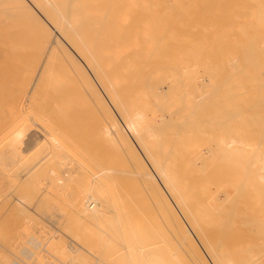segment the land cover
<instances>
[{"label":"rangeland","instance_id":"374dc122","mask_svg":"<svg viewBox=\"0 0 264 264\" xmlns=\"http://www.w3.org/2000/svg\"><path fill=\"white\" fill-rule=\"evenodd\" d=\"M211 1L212 0H208V1L207 0H186V1L159 0L158 2H156L158 3L156 5L155 3H152V5L154 4L152 8L155 10H153L149 6H146L147 10L149 7V10L147 12L145 7L142 6L146 10L145 12L144 9H141L142 7L140 8L138 6L137 8L138 10L137 9H135L134 11L130 10V13H126L122 17L121 15L119 16V14H117V16L115 15L114 19L112 17L110 20L111 21L110 26L112 25L113 27L110 28L113 31V32L111 31L110 34H112L115 38L112 41V45L110 41V47L112 46L110 50L111 51L113 50V52L116 51L119 54L118 51L119 49L120 52H122L121 54H119V56L122 57L129 55L128 59L124 57L127 60H129V57H133V60H129V61H126L123 58L126 63L124 65L139 68L138 69L139 71L143 69L145 74L144 73L142 74L146 76H153L154 84L155 82L160 83L161 82L160 79L163 78L165 75H168V77L173 76V74L182 75V81H179V79L177 80V82L175 81V84L178 83L180 84H178L177 86L175 85L176 86L175 88L174 85L172 84L174 91L177 87H178L177 89H181L180 90L181 92L176 90V93L180 92L178 94L181 96L175 95L174 92L173 94L171 91L173 89L172 87H170L168 92L164 93L165 95L162 96L161 100L157 101L158 105L156 104V102L153 103L152 101L153 106L154 104L157 105V106L155 105L154 108L155 111L156 110L158 111L157 114H159L161 110V106L163 104H166V101H169V98L171 96L174 97L175 95V97L177 96V98L181 100L178 101V99H175L176 102H174L173 104L175 105L177 104L179 106L178 103L180 102V106L178 107L176 105L173 107L176 108L174 109V113L176 112L175 114H181V116L185 115L186 113L188 114V116L186 114L185 117L184 116L180 117V115L178 117L176 115H173L174 113L172 114L173 116L172 118L175 122L174 124L173 123H169V124L175 125V127L174 126L173 128L168 127L172 129L171 131L169 129L170 132L167 131L166 136L167 135L168 136L173 135V136L172 137L169 136V139L165 141H167L166 144L168 146V150H170L171 153L173 154L177 152L179 153L175 154L178 156V158L177 156L175 157L169 156L171 157V159H169L166 156L167 158L166 161H167V165L171 163L170 166L173 167L174 165V167L176 168L177 165L182 162L181 161L178 163V161L176 160L177 159L184 160L187 154H190L189 156L192 155L191 157L188 156L190 159L192 157H194L195 159L196 156L198 155L196 159L198 161L192 158L193 161H195V163H192L195 166L194 167L195 169H193L191 173L190 170H192L193 166L191 162L189 163V161H192V159L190 160L186 156L187 159L185 160V162L188 160L187 163L183 161V164H181L182 166L179 164L178 165L179 170H177L178 168L174 169V171H178V173L177 172L175 173L173 171V177L186 178V176L190 171L191 173L190 176H192L190 180L195 181L197 183L198 181L201 182L198 183L199 185L202 184V181L205 180L208 181L203 183L211 186L213 189H214L213 185L218 187L220 184L221 188L222 186L225 187L224 185H226V187L229 186L228 188L235 192V194L233 193L235 196L241 193L239 192L240 190L243 193H245L244 195L241 193L243 195V196L241 195V199L244 198L245 196H249V198L252 199V194L254 196L255 193L256 194L255 196L258 195L257 196L258 201L256 199L255 201H253L254 199L250 200L248 197H246L242 199L243 201L245 200L246 202H242V200L241 201L239 200L240 195L237 197L238 200L234 198L235 199L234 201V199H232L234 196L233 194H231L229 199L224 200L225 203L223 201L222 205H220V207L222 206L221 208L225 209V211L227 207L228 208L227 211L229 210V212L227 213L222 212L223 209H221L220 207L219 208L221 210V214L231 213L230 215L233 218L237 217L238 219L240 217V213H242L244 218L246 217L245 219H248L249 216H250L249 219H252L254 216L256 217L257 215L258 218L260 216L259 219L257 218V221L259 220L260 222L262 221L264 222V217H263L264 196H261L262 194L264 195V192L262 193V191H264V188L263 186L259 185L256 182L257 180H255V176H257V178H260L261 176H262L261 178L264 177V164H263L264 160L260 162L261 157H259L261 156L259 155L260 152L262 153L263 151L264 153V148L262 149V147H264V142H263L264 141L263 140L264 138V21L262 20L264 19H261L262 17L264 18V16L262 17L260 16V14L263 15L264 13L263 11L264 0H249L252 1V3H248L249 7L247 6L246 3L248 2V0H242V1L225 0V2L223 0L217 2L216 0L215 3H214L215 0L212 1L213 3ZM222 1L224 3H221ZM256 1L257 3L255 5ZM209 2L211 3L207 5V3ZM258 2L261 4H259ZM219 3H221L220 4L221 6L219 5ZM243 3H245L246 6ZM205 4L208 7H210L209 9H211L212 6H214L213 10H209L207 6L205 7ZM223 4H226L227 7L226 5ZM234 4L240 6L236 7V5ZM241 5H244V7ZM228 6L232 8V11L231 8H229ZM246 7H248V9L251 7V9L249 10L246 9L247 10L246 12L245 10ZM110 8H114V7L110 6ZM131 8L134 9V7ZM119 9L117 8V10ZM140 9L144 11V12L141 11L142 14L144 13L143 15L145 14L147 15L142 16V14H140ZM226 9H228V11H226ZM259 9L260 11L258 12ZM169 10L170 12L172 11V13H170ZM238 10L243 12H239ZM150 11H152L153 13L156 12L155 13L156 18L155 15L152 14ZM137 12L139 14H137ZM206 12L208 13V15ZM244 12H246V14H244V16L242 17L241 14ZM162 13L166 15L164 16L162 15ZM176 13H178L177 17H176ZM210 14L212 17H209ZM139 15H141L142 17ZM133 16L138 18V23L135 24L132 22L128 23L133 19L134 20L137 19ZM255 16L258 18H256ZM140 17L142 18L141 21H140ZM219 19L221 23L219 22ZM17 20H12V22L9 21L10 23L9 22L5 23L6 25L10 24L7 27L5 26L6 28L5 32H8L9 30L12 31L13 33L15 32L14 33L15 34L14 37H16L15 44L19 45L20 50L22 52H20V54L15 56L16 58L11 57L9 60L5 62L2 61L0 57V64H3L0 65V255H3L6 258V259L4 258L5 262L4 261L2 262L0 260L1 261L0 264H76V263L106 264L105 262L106 257L109 254L111 256L117 253L116 257H118L119 255L124 253L127 255V257H129L130 243L128 241L127 243H125L124 237L122 235L118 234L116 236L115 235L111 236L109 241L110 242L109 246L106 248L108 250H104L102 243L96 244V246H94L93 243L95 241L91 242L88 241V238L83 237L84 236L83 231L81 232L83 236H81V234L79 233L82 230V226L80 225L85 223V221L83 220V216L82 217H78V216L79 214L80 216L84 215V212H80L77 214L74 211L73 203L77 197H81L82 200H86L87 197L89 196H93L97 200H99L101 196H107V198L109 199L111 197L115 206L113 207V209L117 212L123 213L126 216L127 223H129V226L133 228V233L136 238L134 242L135 245L137 246L149 245L150 254L158 255L166 252L170 254L171 252H173V254L176 256V260L174 261V264H192L191 255L189 251V242L187 239L183 238L180 234H178L177 230L179 228L177 229V226L175 225V221L173 224L172 221L173 219L170 216L169 218H171L172 220L171 219L165 220V218L168 219L166 215L167 214L171 215V213L169 209H168L169 212L166 211L167 210L166 205L165 207L161 208V204L163 203L162 206H164V202L162 197L158 193H155V191L152 189L153 183L151 185L150 182L144 179L142 180H144L145 182L144 181L142 182V180H140L141 181L140 182L138 181V179H136L137 181L135 179H126L127 172L125 165L127 163L126 162L127 157L125 156L127 155L122 154L124 153L123 149L122 152H119L120 148L119 150L117 149L121 145V142L118 141L119 138H115V139L114 137L111 138V136L106 133V129L109 126L108 122L110 123V117L107 115H102L101 113H97V111L90 113L87 111V107L89 106L90 103H92L93 100L91 98L88 99L89 96L87 95L88 93L86 94V91H84L83 93L81 89L80 91L78 90L79 88H81L80 86L78 87L77 85L80 83V79H77V77L80 78L79 76L80 66L78 67V64L74 61H70V62L68 61L69 58L66 56V52H65L66 49L65 50L63 49L65 48L64 44L62 46L63 48L60 47L54 50L55 52L51 54V62H50L51 64L44 72L42 81L36 87L33 96L31 98V103L29 102L30 104L27 103V105H24L23 100L25 101L24 97L26 96L25 94L29 87L28 84L30 78L32 77L31 71L29 69L30 67L29 65L34 63L35 62L34 59L39 57V53L34 48L35 41L33 40L31 43V40L37 37L39 28L38 26H35L37 29H34L35 27L33 23L30 22L29 20L25 19L24 21L23 19L24 22L21 19H17ZM134 20L133 22H137ZM154 21L156 26L154 24ZM147 23H149V26ZM167 23L168 26H166ZM175 24L178 27L175 26ZM124 27L127 28L126 30L129 29V31H127L128 33H126V30L124 34L122 33L124 32L123 31ZM159 27H161L162 29ZM148 28L149 31H147ZM156 29L160 31L158 32ZM151 30L153 33L151 32ZM162 30L164 31L162 32ZM154 31L158 32L157 34L161 32L159 34L160 36L157 35V38H159L160 40L161 38L163 39L161 40L162 45L160 44V40L156 41V43L158 42V44L154 43V40L155 39L157 40ZM130 32L131 34H129ZM137 32L138 34L140 33L142 38L141 36H139L140 39H138L136 34ZM53 34L56 35V32L54 31ZM161 34L165 36H162ZM148 36L150 37L153 36L155 38L152 41V39L149 38ZM141 39L144 41V43L142 42ZM141 42L143 43V45ZM146 43L148 45L151 44L150 47L148 45H145ZM138 45L140 47H138ZM159 45L161 46L159 47L158 50L157 46ZM247 47L248 48L251 47L254 50H252L251 48L246 50ZM135 48L136 50L139 49L140 50L144 49V50L136 51ZM132 49H134V51H131ZM0 51L2 53V50ZM27 51L29 53L31 52L32 55L27 53ZM22 53H24L28 57H26ZM1 55L2 54H0V56ZM21 55H24L25 58L23 57L24 58L23 59ZM56 55H59V57L57 56L58 59ZM253 57L255 58L253 60L254 62L251 61ZM29 58L30 60L27 61ZM255 62L257 63V66ZM60 63L63 66H60ZM143 66H145V68ZM26 67L28 68L26 69ZM16 73H18V75L20 73V75L18 76ZM12 74L15 77H11ZM184 74L188 78L185 77L183 78ZM253 75H256L254 77L255 80H253ZM235 77L237 79H235ZM239 77L240 80L238 79ZM232 78H234L235 80L234 79L232 80ZM250 79L254 82H252ZM234 81L236 82L238 81L240 83V87L238 86L239 85L238 83H236L238 85L235 84L236 86L232 84L234 83ZM228 82L229 83L232 82L231 87H229L230 85H228L229 84ZM182 85L188 87L187 89L190 88L188 90L189 93L191 92L189 95H194V96H189V97L190 100L192 99L193 103L199 99L196 104L195 103L193 104L192 102L189 103L190 101L188 102L187 106H185V104H182L185 101L182 94L183 92ZM234 86L237 88H235ZM77 87L78 89L76 91ZM233 87L239 93H237L234 90L235 91L234 94V91H232ZM45 94H47V96ZM56 95L57 97L59 95V97L57 98ZM54 97H56V99H54ZM202 101L205 102L203 103ZM159 102H163V104ZM159 104L162 105L159 106ZM201 105L204 106L201 107ZM29 107L31 110H29ZM185 107L187 109L189 107L192 110L190 109L187 110ZM198 108L200 109L197 110ZM22 109L24 110V113ZM49 109L50 110L53 109V110L50 111ZM26 111H28L27 114ZM187 111L190 113H188ZM44 113L47 118L44 116ZM48 113L51 114L47 116ZM42 114L43 116H41ZM190 114L191 115L193 114L192 116L194 117H192ZM49 116H51V118ZM224 116L227 117V119ZM187 117L189 118L187 119ZM208 117L211 119L213 118V121L211 119L209 120ZM228 117L230 118V122L228 120ZM30 118L34 119L35 121L34 123L36 124V125L34 124L35 127L32 126V123L30 122L32 119L30 120ZM49 118L51 121L49 120ZM176 118L177 121L175 120ZM178 118H181L180 121L178 120ZM192 118H193V122L196 121V119L194 120V118H201V120H203V121L200 120V122H198L197 125L198 128L196 127V124L194 126V123L188 122L190 121V119L192 121ZM207 119L208 121H206ZM224 119H226L228 123ZM223 120L225 121V123L224 125L220 123L222 125L221 127V125H218L219 124L218 122H222ZM197 121H199V119H197ZM214 122H216V125L214 124ZM185 123L187 124L185 125ZM189 123L194 128L192 127L188 129V127H190ZM203 123H204V127L202 125ZM205 123L210 125V126L208 125L210 129L208 128L207 125H206L207 126L206 130L200 128V126H202L205 129ZM27 124H29V127L27 126ZM179 124H183V126ZM213 124L214 127L211 130L212 127L211 125ZM121 125L124 129L123 131L127 135H129L130 133L129 130L123 124ZM217 125L218 127L216 129ZM184 126H188V127H184ZM228 127L229 128L231 127L230 128L231 130H233L232 127H234L235 132L229 130ZM23 128L28 130L25 131ZM185 128L191 135L188 134ZM199 128L201 132H199L198 130ZM237 128L240 129L238 130ZM31 129L38 130L42 134L41 137L42 140L39 139V142L36 144V146L32 148L31 147L28 148L26 144V140L28 138L27 134H29V131ZM183 129L185 130V132ZM194 129L196 131V134H200V133L205 134L207 132L208 134L206 133L207 135L205 134L204 136L207 140L205 141L203 140L204 137L202 136V134L199 136L197 135V138L195 140ZM207 129L210 131L208 132ZM173 130L175 131L173 132ZM225 130L227 131L226 133ZM20 131H23L26 136L23 134V136H21L20 138L21 135L19 133ZM17 132L19 133V137H17L16 135ZM228 132H230L229 133L230 135L228 134ZM238 132L239 135L241 134L242 135L237 136ZM211 134H213L214 137L211 136ZM221 134L222 136L226 134V137L225 136L223 137V139L225 140H222ZM208 135L209 138L211 136L210 141H212V139L215 138V140L213 141L216 142L212 144V147L214 146L216 148L220 146V148H216L215 152H214L215 148L213 147L214 149L213 148L211 149L210 147L211 146L210 144L213 141L211 143L209 142ZM190 136H192L193 138ZM219 136H221L220 139H218ZM180 137H182L184 141L185 138L187 137L186 139V141H188L187 144L189 143V141H190L189 144L192 145L195 142L196 145L195 144L193 146L191 145L192 147L195 146L194 148H192L189 144L188 145L186 144L187 151L189 148L190 150L192 149L191 151H189L191 153L189 152L187 153L186 148L184 151V146H182V144L185 145L186 141L182 143L183 142L182 138L181 141H179ZM188 138L190 140H188ZM226 139L227 141L235 139L234 141L236 143L235 149L233 146L235 144L234 142L228 147L225 146L227 142ZM170 140H172L173 143ZM239 140L243 142L242 144L244 147L242 146L241 142H239ZM198 141H200L201 143L200 142L197 143ZM237 142H239L240 147L238 146ZM208 143L210 144L208 145ZM216 143L217 144L219 143L220 145L217 146ZM249 143H250L249 146L251 147L248 146ZM223 146L225 147V149ZM182 147H183V152H182ZM245 147L248 152L247 154L252 153L251 151L249 152V149L250 150L253 149L252 151L254 153L252 154H255V151L257 150L258 147H260V149L258 148L259 150L256 152L255 155L252 156L247 155L249 159H247V157L245 156L244 159L243 153L240 152V154L242 155H239L238 152L242 151L241 150L242 148L244 150ZM236 148H238L237 153L235 151ZM174 149L177 152L174 151ZM179 149L181 151H179ZM218 149H220V152ZM231 149H234L231 151V153L232 154L235 153V155L231 154L232 156H234V157L231 156L232 160L234 161L232 164L234 165V163H237L234 165L237 166L239 163V167H240L239 169L245 173L243 174V172H241L242 175H240V177H238L239 173H237L236 172L237 170H235L236 167L234 166L231 167L229 164L232 162L230 161L229 158L230 155L228 154L229 156L226 157V154L230 152ZM216 152L217 153L219 152L221 159H219L220 157ZM224 152L226 153L225 155ZM202 153L205 154L206 156H204ZM66 155L69 156L67 160L66 158H64V156L67 157ZM263 155L264 154H262V157ZM175 158H176L175 160L176 162L175 161L174 162L178 163L176 164V166L175 163L174 164L172 163ZM227 158H228V162L226 160ZM203 159H207L206 160L207 162H209V160L212 159L211 163L216 164V167L218 162L222 163L223 161L225 164L227 163V165L231 167V171L234 167L233 173L235 172L236 173L234 175H231V177H229V180L225 181L228 175L227 172L230 171L228 170V168L230 169V167L226 165L228 167L227 168L226 166H222L223 163L222 164L219 163L220 165H218V168H220L221 166L222 168L225 167L227 168V169L225 168V173L223 174L221 173V175L222 176L224 175L223 177H225V179H223V177L218 172L221 171V169L216 171L218 168L216 169V167H212L214 165L212 164L209 165L207 162L206 164H204L205 160ZM246 159L249 160L248 163L246 162L247 161ZM171 160L172 162H169ZM72 161L73 162L75 161L77 165L79 164L81 166V169L80 171L75 172L72 175L73 177L71 175H68L69 177L67 175L65 176L64 173L65 166H68L70 163H71L70 165H74ZM186 164L188 165L190 164V165L187 166ZM204 165L205 167L206 166L207 167L206 169L203 170V168H205L203 167ZM208 165L210 166L209 169H208ZM246 165H248L247 167L248 168L250 167L251 170H252L251 166L253 167L257 166L256 167L257 171L260 174L258 172L256 173L254 172L255 175L252 174L253 171L251 173V170L249 171L246 168ZM196 168L201 173H198V171L195 172ZM214 168L216 169L215 172H214ZM256 168H254L253 170L256 171ZM187 169H189V171L186 172ZM243 169L247 170L246 171L248 175L247 178H245L246 172ZM205 170H207V172ZM179 171L180 172L184 171L185 174L183 172L181 173V175L184 174V176L183 175L180 176ZM209 172H211V174H213L214 176L216 174L217 179L215 180H220L218 178H222V181L221 182L218 181L220 182V183L217 182L218 184L212 183L214 181L213 178L214 176H211ZM216 172H218L219 174H217ZM194 173L196 175H192ZM199 174L205 176L201 178ZM94 176L97 179H95ZM155 177L156 179L160 178L157 175H155ZM250 177H252L254 180L251 181L252 178ZM212 178L213 181L211 182L210 179ZM242 178L246 179V182L243 181ZM233 181H237V184L238 182L239 184L237 185L236 182L233 183ZM228 182L235 184L236 187L235 186L232 187L233 185L229 184ZM242 182H243V186L244 184H246L245 185L246 187L245 186L242 187L245 189L247 188L246 189L247 193L244 192L243 188L241 187ZM230 185L233 189L230 187ZM255 185L256 188L260 186L263 190L259 189L260 187L256 189ZM158 186H161L159 182H158ZM235 188L237 190L239 189V191L237 192ZM250 190L251 193H248L250 192ZM158 195L159 198H161L162 200L158 198ZM260 197L262 198L261 199L262 201H259ZM248 199L250 201H248ZM233 201L235 204H238V206L234 204L235 207L229 209V205L231 207L233 205ZM159 203L161 204L159 205ZM97 207L98 205L96 204L91 211L96 210ZM159 208L166 209L165 212L162 210L164 212L163 214L164 215L166 214L165 216L162 214V211ZM236 208H238V210ZM235 210H237V212L240 210L241 211L240 213L238 212L237 215L235 216L236 214ZM231 211L232 212L234 211L235 214L232 213ZM253 214L256 215L253 216ZM162 215L163 217H161ZM180 219L184 227L186 228L187 226L189 231L190 228L187 224H185V220L182 219V217ZM237 219H235L236 225L240 227V224H238L239 220ZM260 219H262V221ZM80 221L83 223H80ZM70 225L72 227H70ZM71 228H74L75 230L78 229L77 231L79 230L80 231L79 232L75 230L72 231ZM91 228L93 230H96L94 225H92ZM189 232L190 235L192 236L193 233L191 234V230ZM257 233L258 232L254 230L250 234L256 237L254 238L251 236L252 238H254L256 241L258 240L257 242L261 243L262 241H264L263 240L264 236H259L261 239H259V237L257 238V236L264 233V231L259 232L260 234L258 235ZM192 237L195 240L194 235ZM252 238H250V241L252 243L253 242L255 243L256 241L252 240ZM106 240H108V238H106ZM260 243H255V245H259ZM82 254L85 257L86 262L85 261L82 262L78 260V258H80ZM146 255L149 256V253H147Z\"/></svg>","mask_w":264,"mask_h":264},{"label":"bare ground","instance_id":"6f19581e","mask_svg":"<svg viewBox=\"0 0 264 264\" xmlns=\"http://www.w3.org/2000/svg\"><path fill=\"white\" fill-rule=\"evenodd\" d=\"M159 0H0V50H2V53L0 51V54H2L0 57H1V60L2 61H7L9 60L11 57L13 58H16L15 56H17L18 54H20V52H22L20 50V47L18 44H15V32L13 33L12 31H8V32H5L6 28L5 26L7 27L8 25H6L5 23L11 21L12 20H17V19H21L23 21L26 20H29L30 22L33 23L34 27L35 26H38V35L36 38H33L31 40V43L32 41L34 40L35 43H34V48L36 49V51L39 53V57L34 59V63L30 64L28 67L31 71V74H32V77L30 78V81H29V87L27 89V92H26V96L24 97L25 98V101L23 100V103L24 105H27V103H31V98L33 96V93L36 89V87L39 85V83L42 81L43 79V74L44 72L46 71V69L50 66V62H51V54L53 52H55L54 50L60 48L63 46V44L65 45V48H63L64 50L66 49V56L69 58V62L70 61H74L78 64V67L80 66V73H79V76L80 78L77 77V79H80V85H78V87L80 86L81 88L78 89V87L76 88V91L77 89L84 93V91H86V94L89 96V98H91L93 101L92 103L89 104V106L87 107V111L90 113V112H94V111H97V113H101L102 115H107L110 117V123L108 122L109 126L108 128L106 129V133L108 135L115 138H119L118 141L121 142V145L120 147H116L119 152H122V149H123V152L122 154H126L127 156V160H126V172H127V178L126 179H138V181L144 179L148 182L153 183V187L152 189L155 191V193H158L162 199H163V202H164V206L163 203H159V205L161 204V208L165 207V205L167 206V210L166 209H161L159 208L161 211L163 210L165 212L170 211L171 215H166L168 217V219L165 218V220H170L171 219L173 221V224H174V221H175V225L177 226V231H178V234H180L183 238L187 239L188 242H189V251H190V255H191V261H192V264H264V241H262L261 243L260 242H257L254 238V236H252V233L254 230H256L258 234H260L259 232H263L264 231V222L262 221V219H260L262 222H260L259 220L257 221V218L258 216L256 214H253L256 215V217L254 216L252 219H245L243 214L240 213V211H238L240 213V217L238 215V219L237 217H232L229 213V214H221V210L220 208V205H222L223 201L224 200H227L229 199V197L231 196V194H235L234 191H232L231 189H229L226 185H224L225 187L222 186V188L220 187V184L218 187H216L215 185L214 186V189L203 183V182H206L208 180H205V181H202V184H198V183H201L198 181L195 182V181H191L190 178L192 176L191 173L193 171V169H195L194 165L192 163H195V161H193L194 157H192V161H189V163L191 162L193 168L190 173L189 169L186 170L189 171L188 173V177L186 176V178L182 177V178H174L173 177V171L176 167H171V163L167 165V161H166V156L171 159V157H175L177 155V152L175 149L174 151H176L177 153L173 154L171 153L170 150H168V146L166 144L167 139H169V136H173V135H167V131H171V129L173 128V126L175 127V125H170L169 123H173L174 124V120H173V116L172 114L174 113V109L176 108H173L174 106H176L175 104H173L175 101V99H179L177 98V96L175 97V95H178V96H181L179 95L178 93H180L181 89H175L174 91V88L180 84H175V81L177 82V80L179 79V81H182V75H175L173 74V76H169L168 75H165L167 77H164L161 78V82L160 83H156L154 84V80H153V76H146L144 75V70L141 69L140 71L138 70L139 68H136V67H131V66H126L124 64L125 61L124 59L127 58L128 59V56H119V54H121L122 52H120V50L118 49L119 51V54L113 50L111 51L110 48V41H111V45H112V41L115 39L114 36L111 33L112 29H110L112 27V25L110 26V20L111 18L115 17V15L117 16V14H119V16L121 15V17L123 15H125L126 13H130V10H135L138 8V6L141 8L142 6L145 7L146 9V6H149V7H153L154 4L152 5V3H156L158 2ZM181 1V0H180ZM186 1V0H185ZM208 1V0H207ZM213 1V0H212ZM211 1V2H212ZM220 1V0H217V2ZM225 2V0H223ZM221 2V3H224V2ZM228 1V0H227ZM231 1V0H230ZM242 1V0H241ZM151 2V3H150ZM177 2V1H175ZM211 2L207 3L210 4ZM216 2V0L214 1V3ZM188 3V2H187ZM213 3V2H212ZM219 3V5L221 4ZM247 3V6H248V3H252V1H249L246 2ZM257 1L255 2V5H256ZM259 3V2H258ZM263 3V2H262ZM115 4H118V5H115ZM176 4V3H175ZM180 4V3H179ZM185 4V3H184ZM239 4V2H238ZM245 4V3H243ZM254 4V2H253ZM261 4V3H259ZM115 5V6H114ZM151 5V6H150ZM168 5V4H167ZM205 4V7L207 6ZM212 5V4H211ZM223 5H226V4H223ZM233 5V4H232ZM236 5V4H234ZM264 5V4H263ZM111 7H114V8H110ZM218 6V5H217ZM221 6V5H220ZM240 6V5H239ZM236 5V7H239ZM244 7V5H241ZM246 6V4H245ZM254 6V5H253ZM252 6V7H253ZM262 6V5H261ZM131 7H134L131 8ZM136 7V8H135ZM149 7H148V10H149ZM185 7V6H184ZM202 7V5H201ZM225 7V6H224ZM227 7V5H226ZM225 7V8H226ZM229 7V6H228ZM235 7V8H236ZM249 7V6H248ZM248 7L245 8L248 9ZM259 7V6H258ZM117 8L119 10H117ZM150 8V9H151ZM207 8L209 9L210 7L207 6ZM214 6H212L211 9L209 10H213ZM218 8V7H217ZM231 8V7H229ZM116 9V10H115ZM128 11H127V10ZM141 9H144L143 7ZM140 9V14L141 11L142 12H146V10L144 9L141 10ZM153 9V8H152ZM165 9V8H164ZM169 9V8H168ZM178 9V8H177ZM184 9V8H183ZM200 9V8H199ZM202 9V8H201ZM251 9V7L249 8ZM248 9V10H249ZM261 9V8H260ZM260 9L258 10V12L260 11ZM263 9V8H262ZM138 10V9H137ZM147 10V12H148ZM155 10V9H153ZM198 10V9H197ZM240 10H241V7H240ZM244 10V11H245ZM202 11V10H201ZM208 11V10H206ZM226 11H228V9H226ZM225 11V12H226ZM231 11H232V8H231ZM235 11V10H233ZM239 11V10H238ZM237 11V12H238ZM262 11V10H261ZM264 11V9H263ZM139 12V11H138ZM137 12V14H139ZM152 14L155 15V18H156V12L153 13L152 11H150ZM170 12V10H169ZM196 12V11H195ZM200 12V11H198ZM236 12V13H237ZM239 12H243V11H239ZM247 12V10H246ZM246 12L242 13V17L244 16V14H246ZM249 12V11H248ZM257 12V13H258ZM172 13V11L170 12ZM207 13V12H206ZM211 13V12H209ZM229 13H230V10H229ZM235 13V12H234ZM136 14V13H135ZM144 14V13H143ZM142 16H145L143 15ZM150 14V13H149ZM159 14V13H158ZM177 14L176 13V17H177ZM249 14V13H248ZM161 15V14H160ZM162 15H166V14H163ZM200 15V14H199ZM208 15V13H207ZM219 15V14H218ZM223 15V14H222ZM230 15V14H229ZM251 15V14H250ZM259 15V14H258ZM141 16V15H139ZM138 16V17H139ZM141 16V17H142ZM159 16V15H158ZM168 16V15H167ZM260 16H264V13L263 15L260 14ZM135 17V16H133ZM132 17V19H133ZM140 17V21L142 20V18ZM172 17V16H170ZM209 17H212L211 14ZM240 17V16H239ZM256 17V16H255ZM137 18V17H135ZM159 18V17H158ZM157 18V19H158ZM223 18V17H222ZM228 18V17H227ZM258 18V17H256ZM255 18V19H256ZM260 18V17H259ZM163 19V18H162ZM165 19V18H164ZM168 19V18H167ZM166 19V20H167ZM199 19V18H198ZM215 19V17H214ZM225 19V17H224ZM248 19V18H247ZM261 19H264L263 17ZM20 20V21H21ZM134 20V19H133ZM133 20L129 21L128 23L132 22V23H138V18L135 19L134 21H137V22H133ZM155 20V19H154ZM169 20V19H168ZM187 20V19H186ZM202 20V19H201ZM233 20V19H231ZM230 20V21H231ZM249 20V19H248ZM18 21V20H17ZM23 21V22H24ZM113 21V20H112ZM145 21H148V20H145ZM171 21V20H170ZM225 21V20H223ZM252 21V20H251ZM264 21V20H262ZM14 22V21H13ZM22 22V23H23ZM28 22V21H27ZM157 22V21H156ZM200 22V21H199ZM218 22V21H217ZM219 22L221 23L220 19H219ZM229 22V21H228ZM235 22V21H234ZM10 23V22H9ZM31 23V24H32ZM116 23V22H115ZM114 23V24H115ZM121 23V22H120ZM150 23V22H149ZM149 23L148 26H149ZM160 23V22H159ZM198 23V22H197ZM201 23V22H200ZM5 24V25H4ZM144 24V23H143ZM154 24H155V21H154ZM152 24V25H154ZM172 24V23H171ZM199 24V23H198ZM206 24V23H205ZM214 24V23H213ZM234 24V23H233ZM29 25V24H28ZM32 25V26H33ZM128 25V24H127ZM133 25V24H132ZM131 25V26H132ZM188 25V24H187ZM235 25V24H234ZM121 26V25H120ZM129 26V27H131ZM156 26V24H155ZM162 26V25H161ZM168 26V23L167 25ZM175 26H177L175 24ZM174 26V27H175ZM182 26V25H181ZM185 26V25H184ZM127 27V26H126ZM165 27V26H164ZM172 27V26H171ZM170 27V28H171ZM178 27V26H177ZM31 28V27H30ZM113 28V27H112ZM128 28V27H127ZM124 27V32H122L123 34L125 33V30L127 29ZM155 28V27H154ZM161 28V27H159ZM158 28V29H159ZM208 28V27H207ZM222 28V27H221ZM249 28V27H248ZM34 29H37L36 27ZM132 29V28H131ZM153 29V27H152ZM158 29H156L158 31ZM162 29V28H161ZM181 29V28H179ZM236 29V28H235ZM251 29V28H250ZM32 30V29H31ZM172 30V29H171ZM174 30V29H173ZM54 31L56 32V35L53 34ZM126 30V33H128ZM132 31V30H131ZM149 31V28L148 30ZM160 31V30H159ZM158 31V32H159ZM164 30H162L163 32ZM170 31V30H168ZM177 31V30H176ZM211 31V30H210ZM219 31V30H218ZM226 31V30H225ZM12 32V33H11ZM113 32V31H112ZM134 32V31H133ZM132 32V33H133ZM152 32V30H151ZM158 32H155V37L157 38V34ZM166 32V31H165ZM183 32V31H182ZM217 32V31H216ZM36 33V31H35ZM153 33V32H152ZM167 33V32H166ZM232 33V32H231ZM239 33V32H238ZM131 34V32L129 33ZM137 34V37L138 39L140 35V33L138 34V32L136 33ZM149 34V33H148ZM172 34V33H170ZM227 34V33H226ZM244 34V33H243ZM133 35V34H132ZM131 35V36H132ZM150 35V34H149ZM162 35V34H161ZM236 35V34H235ZM17 36V35H16ZM33 36V35H32ZM36 36V35H35ZM120 36V35H119ZM126 36V35H125ZM130 36V37H131ZM134 36V35H133ZM154 36V35H153ZM150 37L148 36L149 38L153 39L155 37ZM160 36V35H159ZM162 36H165V35H162ZM168 36V35H167ZM118 37V36H117ZM129 37V36H128ZM147 37V38H148ZM25 38V37H24ZM142 38V36H141ZM161 38V37H160ZM165 38V37H164ZM36 39V40H35ZM117 39V38H116ZM120 39V38H119ZM142 40V39H141ZM160 39L157 38V40L155 39L154 40V43H156V41H159ZM161 40H163L161 38ZM160 40V44L162 45V42ZM139 41V40H138ZM151 41V40H150ZM142 42L144 43V41L142 40ZM141 42V43H142ZM225 42V41H224ZM254 42V41H253ZM29 43V42H28ZM142 43V45H143ZM153 43V42H151ZM176 43V42H175ZM149 44V42H148ZM147 43L145 45H148ZM158 44V42L156 43ZM21 45V44H20ZM140 45V44H139ZM138 45V47H140ZM151 45V44H150ZM150 45H148L150 47ZM157 46L158 47V50H159V47L161 46ZM221 45V44H220ZM22 46V45H21ZM114 46V45H113ZM128 47V46H127ZM143 47V46H142ZM146 47V46H145ZM156 47V49H157ZM252 47V46H251ZM249 47V48H251ZM262 47V46H261ZM31 48V47H30ZM33 48V47H32ZM227 48V47H226ZM248 47L246 48L249 49ZM152 49V48H151ZM155 49V50H156ZM252 49V48H251ZM60 50V49H59ZM58 50V51H59ZM115 50V49H114ZM136 50V48H135ZM142 50V49H141ZM140 49L139 50H136V51H141ZM144 50V49H143ZM142 50V51H143ZM154 50V52H155ZM161 50V49H160ZM254 50V49H252ZM131 51H134V49H132ZM24 52V51H23ZM36 52V54H37ZM153 52V53H154ZM191 52V51H190ZM194 52V51H193ZM27 53H29L27 51ZM26 53V54H27ZM34 53V52H33ZM147 53V52H146ZM146 53H145V56H146ZM158 53V52H157ZM24 54V53H22ZM31 54V52L29 53ZM28 54V55H29ZM62 54V53H61ZM60 54V56H61ZM64 54V52H63ZM62 54V55H63ZM196 54V53H195ZM25 55V54H24ZM24 55H21L22 58L25 56ZM32 55V54H31ZM55 55V54H54ZM53 55V56H54ZM125 55V54H124ZM193 55V54H192ZM59 57V55H56V57ZM177 56V55H176ZM237 56V55H236ZM28 57V56H26ZM57 57V59H58ZM63 57V56H62ZM125 57V58H124ZM143 57V55H142ZM195 57V56H193ZM200 57V56H199ZM229 57V56H228ZM23 58V59H24ZM31 58V57H30ZM30 58L27 60L29 61ZM35 58V57H34ZM124 58V59H123ZM135 58V57H134ZM231 58V57H230ZM27 59V58H26ZM33 59V58H32ZM62 59V58H61ZM125 59L126 61H129V60H133V57H129V60ZM255 58L253 57V59L251 61H253ZM66 60V59H65ZM140 60V59H139ZM151 60V59H150ZM60 61V60H59ZM67 61V62H68ZM141 61V60H140ZM148 61V60H147ZM26 62V61H25ZM53 62V61H52ZM124 62V63H123ZM142 62V61H141ZM140 62V63H141ZM254 62V61H253ZM133 63V62H132ZM256 63V62H255ZM5 64V63H4ZM147 64V63H146ZM231 64V63H229ZM0 65H3V64H0ZM56 65V64H55ZM54 65V67H55ZM149 65V64H148ZM205 65V64H204ZM23 66V64H22ZM52 66V65H51ZM60 66H63L61 65L60 63ZM221 66V65H220ZM256 66H257V63H256ZM255 66V67H256ZM26 67V69L28 68ZM71 67V66H70ZM145 68V66H143ZM21 68V67H19ZM24 68V67H23ZM18 69V68H17ZM76 69V68H75ZM2 70V69H1ZM14 70V69H13ZM63 70V68H62ZM143 70V71H142ZM186 70V69H185ZM202 70V69H201ZM11 71V70H10ZM23 71V70H22ZM74 71V70H73ZM142 71V72H141ZM202 72V71H201ZM3 73V72H2ZM5 73V72H4ZM24 73V72H22ZM63 73V72H62ZM144 73V74H142ZM172 73V72H171ZM187 73V72H186ZM198 73V72H197ZM255 73V71H254ZM14 74V73H13ZM12 74L11 77H15L14 75ZM18 75V73H16ZM256 74H257V71H256ZM20 75V73H19ZM18 75V76H19ZM76 75V74H75ZM190 75V74H189ZM193 75V74H192ZM17 76V77H18ZM77 76V75H76ZM238 76V74H237ZM256 75H253V80L254 77ZM188 78L185 76H183V78ZM8 78V77H7ZM73 78V77H72ZM71 78V79H72ZM75 78V77H74ZM169 78V79H168ZM213 78V77H212ZM250 78V77H249ZM259 78V77H258ZM11 79V78H10ZM70 79V80H71ZM169 81H168V80ZM190 79V77H189ZM231 79V78H230ZM234 78H232L233 80ZM235 79H237L235 77ZM234 79V80H235ZM240 80V77L238 78ZM167 80V81H166ZM231 80V81H232ZM251 80V79H250ZM257 80V79H256ZM48 81V80H47ZM172 81V82H171ZM174 81V82H173ZM252 81V80H251ZM52 82V81H51ZM76 82V81H75ZM241 82V81H240ZM254 82V81H252ZM73 83V82H72ZM229 83V82H228ZM231 83L230 82L228 85H230L229 87H231ZM238 83V84H236ZM245 83V81H244ZM48 84V83H47ZM172 84L174 85V88L172 87ZM232 84H236L240 87V83L237 81H234V83ZM243 84V83H242ZM73 85V84H71ZM76 85V86H77ZM176 85V86H175ZM235 85V86H236ZM42 86V85H41ZM75 86V87H76ZM183 86V98H184V103L182 104H185V106H187L188 102L191 103L192 102V99L190 100V97L189 96H194V95H189V89H187L188 87H185V85H182ZM234 86V87H235ZM243 86V85H241ZM170 87H172L173 90L172 93L174 92L175 95L174 97L171 96L169 98V101H166V104H163V102H159V103H162L161 105L159 104V106H161V110H160V113H158V111L156 110L155 111V108L154 106L158 103L157 101H160L162 96H164L165 92H168V90L170 89ZM228 87V88H229ZM233 87V90L232 91H236V89H234ZM252 87V86H251ZM237 88V87H235ZM64 89V88H63ZM67 89V88H66ZM65 89V90H66ZM69 89V88H68ZM232 89V88H231ZM230 89V90H231ZM242 89V87H241ZM70 90V89H69ZM176 90L177 91H180V92H177L176 93ZM72 91V90H71ZM170 91V92H171ZM235 91H234V94H235ZM239 91V90H238ZM68 92V91H67ZM66 92V93H67ZM237 92V91H236ZM36 93V92H35ZM38 93V91H37ZM58 93V91H57ZM62 93V92H61ZM65 93V94H66ZM173 93V94H174ZM233 93V92H232ZM239 93V92H237ZM49 94V93H48ZM74 94V93H73ZM171 94V93H170ZM193 94V93H192ZM47 96V94H45ZM50 95V94H49ZM168 95V94H167ZM172 95V94H171ZM61 96V95H60ZM64 96V95H63ZM68 96H69V93H68ZM36 97V96H35ZM57 97V95H56ZM56 97H54V99H56ZM59 97V95H58ZM57 97V98H58ZM168 97V96H167ZM64 98V97H63ZM48 99V98H47ZM51 99V97H50ZM53 99V97H52ZM165 99V98H164ZM198 99V98H197ZM205 99V98H204ZM49 100V99H48ZM167 100V99H166ZM196 100V99H195ZM199 100V99H198ZM197 100V101H198ZM206 100V99H205ZM46 101V99H45ZM156 102V104H154L153 106V103ZM197 101H195L194 103L196 104ZM26 102V104H25ZM33 102V101H32ZM63 102V101H62ZM203 102V101H202ZM205 102V101H204ZM203 102V103H204ZM29 103V104H30ZM55 103V102H54ZM193 103V102H192ZM193 103V104H194ZM201 103V102H200ZM28 104V106H29ZM47 104V103H46ZM179 106H180V102L178 103ZM199 104V103H198ZM207 104V103H206ZM33 105V104H32ZM43 105V104H42ZM45 105V104H44ZM156 105V106H157ZM200 105V104H199ZM46 106V105H45ZM49 106V105H48ZM76 106V105H75ZM82 106V104H81ZM178 106V105H177ZM178 106V107H179ZM195 106V105H194ZM204 106V105H201V107ZM41 107V105H40ZM44 107V106H43ZM57 107V106H56ZM197 107V106H196ZM195 107V108H196ZM23 108V107H22ZM75 108V107H74ZM159 108V107H158ZM157 108V109H158ZM173 108V109H172ZM186 108V107H185ZM194 108V109H195ZM204 108V107H203ZM26 109V108H25ZM79 109V108H78ZM187 109V108H186ZM188 109H190L188 107ZM187 109V110H188ZM193 109V110H194ZM200 108H198L197 110H199ZM29 110L30 107H29ZM50 110V109H49ZM53 110V109H51ZM50 110V111H51ZM77 110V108H76ZM185 110V109H184ZM192 110V109H190ZM195 110V111H197ZM206 110V109H205ZM23 113H24V110L22 109ZM176 111V110H175ZM207 111V110H206ZM28 111H26V114H27ZM188 112V111H187ZM194 112V111H193ZM52 113V112H51ZM50 113V114H51ZM88 113V114H89ZM176 113V112H175ZM173 114V115H176L179 117H182L185 115H182L181 114ZM179 113V112H178ZM183 113V111H182ZM190 113V112H188ZM192 113V112H191ZM198 113V112H197ZM206 113V112H205ZM25 114V115H26ZM49 113L47 114L50 115ZM93 114V113H92ZM194 114V113H193ZM192 114V115H193ZM191 115V114H190ZM191 115V116H192ZM43 116V114L41 115ZM44 116H45V113H44ZM188 116V114H187ZM190 116V117H191ZM197 116V115H196ZM46 117V116H45ZM51 118V116H49ZM67 117V116H66ZM194 117V116H192ZM198 117V116H197ZM210 117V116H209ZM208 119L210 120L211 118ZM225 117V116H224ZM243 117V116H242ZM47 118V117H46ZM45 118V119H46ZM49 118V120H50ZM189 117H187L188 119ZM227 119V117H225ZM236 118V117H235ZM249 118V117H248ZM32 118H30L31 120ZM71 119V118H70ZM181 118H178V120L180 121ZM186 119V118H185ZM196 119V121L193 122V118H192V121L190 119V121L188 122H192L194 123V126L196 124V127L198 125V122H200L201 118H194V120ZM197 119H199V121H197ZM203 119V118H202ZM208 119L206 121H208ZM226 119H224L226 121ZM256 119V118H255ZM69 120V119H68ZM177 121V118L175 119ZM184 120V119H183ZM181 120V121H183ZM213 121V118L211 119ZM216 120V119H215ZM214 120V121H215ZM222 121V122H218L219 124L218 125H221L225 123V121ZM228 120L230 122V118L228 117ZM235 120V119H234ZM233 120V121H234ZM239 120V119H238ZM51 121V120H50ZM178 121V122H179ZM203 121V120H201ZM205 121V122H206ZM221 121V120H220ZM254 121V119H253ZM32 123V126L35 127V121L34 119H32L30 121ZM168 122V123H167ZM197 122V123H195ZM217 122V121H216ZM216 122H214V124L216 125ZM228 123V121H226ZM61 123V122H59ZM67 123V122H66ZM167 123V124H166ZM202 123V122H201ZM207 123V122H206ZM205 123V129L203 128L204 127V123L202 124V126H200V128H202L203 130H206L207 126L209 124H206ZM221 123V124H220ZM226 123V124H227ZM35 124V125H34ZM63 124V123H62ZM95 124V123H94ZM123 124L128 130H129V135H127L123 130V127L122 125ZM187 123H185L186 125ZM200 124V123H199ZM212 124V122H211ZM214 124L211 125V130L212 128L214 127ZM233 124V123H232ZM31 125V124H30ZM64 125V124H63ZM66 125V124H65ZM170 125V126H169ZM181 126H183V124H179ZM207 125V126H206ZM218 125L216 126V129L218 127ZM22 126V125H21ZM27 126L29 127V124H27ZM189 126H184V127H188V129L192 128L193 126L190 125L189 123ZM210 126V125H209ZM208 126V128H209ZM20 127V126H19ZM93 127V126H92ZM168 127H172V128H168ZM222 127V125H221ZM225 127V126H224ZM183 128V127H182ZM194 128V127H193ZM198 128V127H197ZM200 128L198 129L199 132L200 131ZM227 128V127H226ZM231 128V127H230ZM229 127L228 129L231 130ZM233 132H235V128L232 127ZM25 131L28 130V129H25L23 128ZM22 129V130H23ZM210 129V128H209ZM224 129V128H223ZM238 130L240 128H237ZM237 129H236V132H237ZM127 130V131H128ZM182 130V129H180ZM184 130V129H183ZM185 130L187 131V129L185 128ZM184 130V132H185ZM192 130V129H191ZM197 130V129H196ZM208 130V129H207ZM221 130V128H220ZM255 130V129H254ZM169 131V132H170ZM175 130H173L174 132ZM195 131V129H194ZM210 130H208L209 132ZM230 131V132H231ZM178 132V131H177ZM188 132V131H187ZM191 132V131H190ZM206 132V131H205ZM227 131L225 130V133ZM228 132V134L230 133ZM21 135H20V138L21 136H23L24 132L23 131H20L19 132ZM19 133L17 132L16 135L17 137H19ZM207 133V132H206ZM205 133V134H206ZM249 133V132H247ZM105 134V135H107ZM131 134V136H130ZM170 134V133H169ZM177 134V133H176ZM188 134H190L188 132ZM204 137L205 134L203 133H200V134H196V131H195V140L197 138V135H201ZM208 134V133H207ZM206 134V135H207ZM210 134V133H209ZM227 134V135H228ZM244 134V132H243ZM25 135V134H24ZM180 135V134H179ZM191 135V134H190ZM230 135V134H229ZM237 135V133H236ZM242 135V134H241ZM239 135V132H238V135L237 136H241ZM26 136V135H25ZM28 138L26 140V144L29 147H34L36 146V144L39 142V139L42 140V134L34 129V130H30L29 131V134H27ZM109 136V137H110ZM182 136V135H181ZM200 136V137H202ZM211 136L214 137L213 134H211ZM211 136L209 138V135H208V138H209V142L211 143L214 139L211 140ZM222 136V134H221ZM218 139H220V137ZM226 137V134L222 136V140H225L223 139V137ZM248 136V135H247ZM44 137V136H43ZM47 137V136H46ZM131 137V138H130ZM167 137V138H166ZM170 137V139H171ZM183 137V136H182ZM179 138V141H181V138ZM188 137V136H187ZM187 137L185 138V141L187 139ZM192 137V136H190ZM199 137V138H200ZM207 137V136H206ZM166 138V139H165ZM193 138V137H192ZM113 139V140H114ZM173 139V138H172ZM176 139V138H175ZM217 139V141H218ZM228 139V138H227ZM226 139V141H227ZM112 140V141H113ZM178 140V139H177ZM183 140V138H182ZM188 140H190L188 138ZM204 141L207 140L205 137L203 139ZM264 140V138H263ZM54 141V140H53ZM172 142V140H170ZM183 140L182 143L185 142ZM235 141V139L233 140H229L226 142V147L230 146L231 144H233V142ZM188 141H186L185 145L187 144ZM200 141H198L197 143H199ZM208 142V141H207ZM205 142V143H207ZM216 142V141H213L211 144L208 143V145L210 144L211 146V149L214 147H212V144ZM239 142H241L239 140ZM238 143V146L240 145ZM264 142V141H263ZM262 142V144H263ZM119 143V142H118ZM173 143V142H172ZM190 143V141H189ZM188 143V144H189ZM193 143V142H192ZM201 143V142H200ZM235 143V142H234ZM243 142H241L242 144ZM116 144V143H115ZM120 144V143H119ZM176 144V142H175ZM187 144V145H188ZM195 144V142L193 143V145ZM261 144V145H262ZM181 145V143H180ZM182 144V146H184V151H185V148H186V152L188 153L190 150V148L188 149L187 151V145L185 146ZM190 146L192 144H189ZM192 145V146H193ZM196 145V144H195ZM202 145V144H201ZM200 145V146H201ZM206 145V144H205ZM203 145V146H205ZM217 146H219L220 144L216 143ZM247 145V143H246ZM245 145V146H246ZM250 145V143L248 144V146ZM174 146V145H173ZM191 146V147H192ZM234 146V149H235V146H236V143L233 145ZM243 146V144H242ZM258 146V145H256ZM195 147V146H194ZM192 147V148H194ZM199 147V146H198ZM224 147V146H223ZM240 147V146H239ZM244 147V146H243ZM251 147V146H249ZM262 147V146H261ZM204 148V147H203ZM209 148V147H207ZM215 148V147H214ZM213 148V149H214ZM216 148H220L219 147H216ZM216 148L214 149V152L216 151ZM260 149V147H258ZM257 148H255V154L256 152L259 150ZM264 147H262L263 149ZM171 149V148H170ZM198 149V148H197ZM225 149V147H224ZM222 149V150H224ZM227 149V148H226ZM234 149H231L230 152L227 153V150H226V153L224 152V155L226 154V157L229 156L230 158V161H232L230 164V166H234L235 164L237 163H234V165L232 164L234 161L232 160L231 156L232 155H235L231 153L232 150ZM237 149L236 148V153H237ZM241 149V148H240ZM248 149V147H247ZM125 150V151H124ZM172 150V149H171ZM207 150V149H206ZM205 150V151H206ZM210 150V149H209ZM219 152H220V149H218ZM217 150V151H218ZM229 150V149H228ZM242 151H239V155H242L240 154L243 153V158L244 156L247 157L248 156H252V155H255V154H252L254 153L252 150L249 149V152L251 151L252 153L249 155L247 154V150H246V147L244 148V151L243 148L241 149ZM179 151H181L179 149ZM213 151V150H212ZM261 151V150H260ZM259 151V152H260ZM182 152H183V147H182ZM185 152V153H186ZM211 152V151H210ZM219 152L217 153L219 155ZM171 153V154H170ZM186 153V154H187ZM191 153V152H189ZM245 153V155H244ZM121 154V155H122ZM173 154V155H172ZM203 154V153H202ZM212 154V153H211ZM229 154V155H228ZM232 154V155H231ZM262 153L260 152L259 157H261V161L264 160V155L262 157ZM190 154H187L186 156L188 157ZM195 155V154H194ZM193 155V156H194ZM204 156H206L205 154H203ZM214 155V154H213ZM67 156V155H66ZM171 156V157H169ZM185 156V159L184 160H180V159H177L176 158L169 162H172L173 164L178 161L181 162L179 163L180 165L183 164V161L185 162V160L187 159V157ZM192 156V155H191ZM189 156V157H191ZM201 156V155H200ZM210 156V155H209ZM182 157V156H181ZM180 157V158H181ZM188 157V158H189ZM198 157V155L196 156V158L194 160H196ZM220 157V155H219ZM217 157V158H219ZM224 157V156H223ZM225 157V158H226ZM234 157V156H232ZM236 157V156H235ZM254 157V156H253ZM64 158H69V156L65 157ZM178 158V156H177ZM183 158V157H182ZM202 158V157H201ZM205 158V157H204ZM251 158V157H250ZM256 158V157H255ZM190 159V158H189ZM190 159V160H191ZM199 159V158H198ZM214 159V158H212ZM212 159L209 160V162H207L206 160L207 159H203L205 160L204 164H206V162L211 165L212 163ZM221 159V157L219 158ZM223 159V158H222ZM245 159V158H244ZM243 159V160H244ZM247 159H249V157H247ZM246 159V160H247ZM125 160V159H124ZM176 160V161H175ZM216 160V159H215ZM225 160V159H224ZM227 162H228V158L226 159ZM225 160V161H226ZM259 160V159H258ZM175 161V162H174ZM188 161V160H187ZM187 161L185 163H187ZM198 161V160H196ZM220 161V160H219ZM245 161V160H244ZM249 160H247L246 162L248 163ZM251 161V160H250ZM257 161V160H256ZM73 162V161H72ZM75 162V161H74ZM73 164L74 165H68V166H65V169H64V173H65V176L67 175H73L75 172H78L80 171L81 169V166L75 162ZM216 162V161H215ZM245 162V163H246ZM255 162V161H254ZM258 162V161H257ZM264 162V161H263ZM178 163H175V166L176 164ZM184 163V165H185ZM199 163V162H198ZM222 164V166H226L227 163L225 164L223 161L222 163L221 162H218L217 164V167H216V164H212L214 166L212 167H216V169L218 168V165ZM246 163V164H247ZM178 164V165H179ZM264 164V163H263ZM177 165V170H179V167ZM187 166H189L188 164H186ZM203 165V164H201ZM208 165V169H209V166ZM254 165V164H253ZM182 166V165H181ZM222 166L220 168H218L217 170L214 168V172L215 170L218 171L219 169H221V171H218L221 175V173H225V168L229 165H227L225 168H222ZM229 166V167H230ZM238 166V167H237ZM237 166H234L236 167L235 170H237L236 172L239 173L238 177H240L241 171L239 168V163ZM248 165H246V168L250 171V167L248 168L247 167ZM255 166V165H254ZM263 166V165H262ZM84 167V166H83ZM185 167V166H184ZM183 167V168H184ZM205 167V165L203 166ZM202 167V168H203ZM207 167V166H206ZM203 168L204 169H206ZM231 167L230 169L228 168V175L226 177V180H229V177H231V175H234L235 173L234 172V167L231 171ZM252 167V170H251V173L253 171L252 174L255 175L257 171V166L256 167ZM173 168V169H172ZM226 168V169H227ZM238 168V169H237ZM256 168V171H254L253 169ZM213 169V168H212ZM212 169H211V172H212ZM224 169V170H223ZM242 169V167H241ZM184 170V169H183ZM201 170V168H200ZM240 170V171H238ZM244 170V169H243ZM263 170V169H262ZM198 173H201L199 172V170H197L196 168V171ZM207 172V170H205ZM223 171V172H222ZM245 172L247 170H244ZM248 171V172H249ZM63 172V171H62ZM175 173L178 171H174ZM180 172V171H179ZM184 173V171H182ZM180 172V176H184V174L181 175ZM211 172H209V174H211ZM213 172V173H214ZM218 172H216L217 174H219ZM255 172V173H254ZM205 173V172H204ZM231 173V174H230ZM250 173V172H249ZM248 173V174H249ZM259 173V172H258ZM243 174H245L243 172ZM260 174V173H259ZM259 174H256V175H259ZM155 175H157L158 177L160 178H157L155 177ZM176 175V174H175ZM192 175H196L195 173L192 174ZM200 175V174H199ZM250 175V174H249ZM98 176V174H97ZM111 176V175H110ZM203 176L205 175H200V177L202 178ZM211 176H214L213 174H211ZM222 176V175H221ZM224 176V175H223ZM222 176V177H223ZM237 176V175H235ZM247 172H246V176L245 178H247ZM252 176V175H251ZM69 177V176H68ZM73 177V176H72ZM176 177V176H175ZM207 177V176H206ZM219 177V176H218ZM259 177V176H258ZM262 177V176H261ZM257 178V176H255V180H257L256 182L263 186L264 188V177L263 178ZM95 178V176H94ZM210 178V177H209ZM213 178H214V181H213ZM211 180L212 183H220L222 181V178H218L220 180H215L217 179L216 178V174L215 176L213 177ZM252 178V177H250ZM257 178V179H256ZM97 179V178H95ZM205 179V178H203ZM207 179V178H206ZM223 179H225V177H223ZM240 179V178H239ZM243 179V178H242ZM142 180V182L144 181ZM231 180V179H230ZM233 180V179H232ZM237 180V179H236ZM249 180V179H248ZM254 180L253 178L251 179V181ZM137 181V180H136ZM216 181V182H215ZM220 181V182H218ZM224 181V180H223ZM224 181V182H225ZM243 181L246 182V179H243ZM96 182V181H95ZM141 182V181H140ZM145 182V181H144ZM158 182L161 184V186H158ZM210 182V181H209ZM218 182V183H217ZM231 182V181H229ZM228 182V183H229ZM236 182L237 184V181H233V183ZM211 183V184H212ZM233 183H229V184H232L233 186L232 187H236L235 184ZM250 183V182H249ZM248 183V184H249ZM227 184V182H226ZM239 184V182H238ZM237 184V185H238ZM150 185V186H151ZM246 184H244L245 186ZM240 186V185H239ZM243 186V182L241 184V187ZM243 186V187H244ZM231 187V185H230ZM231 187V188H232ZM242 187V188H243ZM246 187V186H245ZM258 187V186H257ZM260 187V186H259ZM258 187V188H259ZM240 188V187H239ZM255 188H256V185H255ZM256 188V189H258ZM233 189V188H232ZM236 189V188H235ZM247 189V188H246ZM245 188H243L244 192L247 193ZM259 189H262L261 187ZM147 190V189H146ZM237 190V189H236ZM263 190V189H262ZM261 190V191H262ZM239 191V189L237 190V192ZM241 192L243 195L245 193H243L241 190L239 191ZM264 191H262L263 193ZM236 194L237 196H235L233 194V198L232 199H236L238 200V196L240 195V198L239 200L241 201L242 199L248 197L249 196H245L244 198L241 199V195L242 194ZM248 193H251V190L250 192ZM252 193H253V190H252ZM260 193V192H259ZM261 193V194H262ZM155 195V194H154ZM159 195H158V198H159ZM222 195V196H221ZM242 195V196H243ZM247 195V194H246ZM248 195H251V194H248ZM256 194L254 193V196L252 194V199H254L253 201H255V199L257 200V196H255ZM77 196V195H76ZM261 196H264L263 194ZM256 197V198H255ZM109 198H107V196H101V198L99 200H97L95 197L93 196H89L87 197L86 200H82L81 197H77L75 200H74V203H73V207H74V211L78 214L80 212H84V215H81L79 214L78 217H82L83 216V220L85 221V223L81 222L80 223H83L82 225V230L80 228V232L75 230L74 228H71L72 231H77L81 234V232L83 231V234L84 236L81 234V236L83 237H86L88 238V241H95L93 243L94 246H96V244H99V243H102L103 245V249L104 250H108L106 249L108 246H109V241H110V238L111 236L113 235H122L124 237V242L127 243V241L130 243V250H129V257H127L126 254L122 253L121 255H119L118 257H116L117 253L116 254H113L110 256V254L106 257V264H174V261L176 260V256L173 254V252H171L170 254H168L167 252L166 253H162V254H150V249H149V245L145 246V245H140V246H137L135 245V235L133 233V228L131 226H129V223H127V219H126V216L123 214V213H120V212H117L113 209L114 206V203L110 197V199L108 200ZM160 200H162L161 198H159ZM234 199V201H235ZM250 200H252L251 198H249ZM248 199V201H250ZM259 199V197H258ZM262 198L260 197V200L259 201H262L261 200ZM264 200V199H263ZM22 201V200H21ZM233 201V205L230 207L229 205V209H231L232 207H235V205L238 206V204H235ZM258 201V200H257ZM242 202H246L245 200ZM23 203V202H22ZM225 203V201H224ZM252 203V202H251ZM98 205L97 209L94 210V211H91L95 205ZM235 204V205H234ZM244 204V203H243ZM227 205V204H226ZM247 206V205H245ZM156 207V206H155ZM220 207V208H219ZM224 207V206H223ZM226 207V206H225ZM158 209V210H159ZM223 209V208H221ZM227 207H226V211L225 209L222 210V212H229V210L227 211ZM238 210V208H236ZM234 210V208H233ZM237 210H235L236 214L234 213V211L232 213L235 214V216L237 215ZM162 211V214L164 213ZM168 211V212H169ZM76 215V214H75ZM74 215V216H75ZM164 215V214H163ZM163 215L161 217H163ZM164 215V216H165ZM233 215V214H232ZM264 215V214H263ZM169 216L171 218H169ZM185 220V224H187L191 230V234L193 233L194 237H195V240L194 238L190 235V230L188 231V228L186 226V228L184 227L182 221H181V218ZM264 217V216H263ZM256 218V219H255ZM260 218V216H259ZM258 218V219H259ZM262 218V217H261ZM70 219V218H69ZM81 219V218H80ZM79 219V220H80ZM235 219L239 220V223L240 224V227L236 225V222H235ZM236 220V221H237ZM70 221V220H69ZM71 222V221H70ZM69 222V223H70ZM171 222V221H169ZM77 223V222H76ZM71 224V223H70ZM79 224V222H78ZM77 224V225H78ZM94 225L95 226V229L96 230H93L91 228V226ZM69 227V225H68ZM70 227H72L70 225ZM76 232V233H77ZM78 234V233H77ZM76 234V235H77ZM79 234V235H80ZM263 234V235H262ZM261 235H258L257 238L259 236H264V233H262ZM78 236V235H77ZM254 238H252V237ZM256 236V235H255ZM106 238H108V240H106ZM250 238H252V240L256 241L255 243H260L259 245H255V243L253 244L251 241H250ZM259 239H261L259 237ZM264 240V238H263ZM184 241V240H183ZM87 252V251H86ZM149 253V256H147L146 254ZM79 254V253H78ZM80 255V254H79ZM4 256L3 255H0V260L3 262H5L4 260ZM6 259V258H5ZM8 259V258H7ZM79 261H82L84 262L85 261V257L83 256V254L80 256V258H78ZM77 260V261H78ZM0 261V262H1ZM210 261V262H209ZM86 262V261H85ZM78 264V263H76Z\"/></svg>","mask_w":264,"mask_h":264}]
</instances>
